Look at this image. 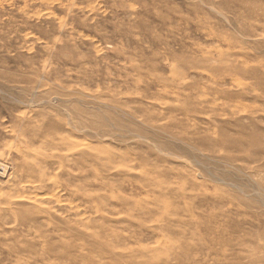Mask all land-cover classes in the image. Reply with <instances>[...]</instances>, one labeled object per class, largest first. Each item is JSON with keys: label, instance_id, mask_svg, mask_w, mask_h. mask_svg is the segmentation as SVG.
I'll return each instance as SVG.
<instances>
[{"label": "rangeland", "instance_id": "374dc122", "mask_svg": "<svg viewBox=\"0 0 264 264\" xmlns=\"http://www.w3.org/2000/svg\"><path fill=\"white\" fill-rule=\"evenodd\" d=\"M0 264H264V0H0Z\"/></svg>", "mask_w": 264, "mask_h": 264}]
</instances>
